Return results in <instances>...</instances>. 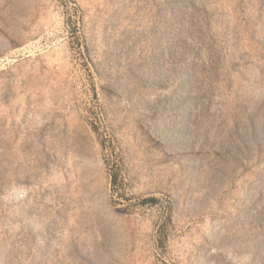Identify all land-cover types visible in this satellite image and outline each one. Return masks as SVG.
I'll list each match as a JSON object with an SVG mask.
<instances>
[{
	"label": "rangeland",
	"instance_id": "374dc122",
	"mask_svg": "<svg viewBox=\"0 0 264 264\" xmlns=\"http://www.w3.org/2000/svg\"><path fill=\"white\" fill-rule=\"evenodd\" d=\"M0 264H264V0H0Z\"/></svg>",
	"mask_w": 264,
	"mask_h": 264
}]
</instances>
